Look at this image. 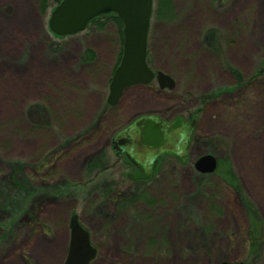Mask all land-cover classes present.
<instances>
[{"label": "rangeland", "instance_id": "rangeland-1", "mask_svg": "<svg viewBox=\"0 0 264 264\" xmlns=\"http://www.w3.org/2000/svg\"><path fill=\"white\" fill-rule=\"evenodd\" d=\"M171 1L154 19L153 0L146 59L174 88L131 86L111 107L116 24L57 37L56 0H0V264H63L72 214L90 264H264V0ZM143 114L195 119L194 134L183 162L133 180L111 140Z\"/></svg>", "mask_w": 264, "mask_h": 264}, {"label": "water", "instance_id": "water-1", "mask_svg": "<svg viewBox=\"0 0 264 264\" xmlns=\"http://www.w3.org/2000/svg\"><path fill=\"white\" fill-rule=\"evenodd\" d=\"M152 9L153 0H61L49 15L48 29L57 37L77 34L83 31L92 19L105 13H113L120 20L123 39L122 55L109 83L106 99L108 106L116 105L122 92L131 86L147 85L152 81H156L160 89L174 88V80L169 75L154 72L147 64V36ZM131 126V128L126 127L114 136L112 140L113 149L120 152V147H124L129 149L132 154V147H135V145L144 149L149 148L153 151V159L151 172L145 174L134 158L127 155L130 161L139 169L137 174H127L128 178L133 180L149 179L154 174L155 166L162 154H172L183 162L182 157L194 127L193 121L187 125L184 139L172 151L164 147H168L169 144L174 142L173 139H169L173 131H176L178 137V130L182 126L181 118H175L173 121L166 123L153 116H141ZM133 131L136 135L135 137L131 136L130 143L128 136L126 138L123 136L132 134ZM121 137L123 139H120ZM216 164L214 156L203 155L195 161L194 168L199 173L211 174L215 171ZM95 255L96 249L90 242L88 231L78 222L77 216L72 214L69 222L67 253L63 264H90ZM218 264L243 263L221 262Z\"/></svg>", "mask_w": 264, "mask_h": 264}, {"label": "flooded vegetation", "instance_id": "flooded-vegetation-1", "mask_svg": "<svg viewBox=\"0 0 264 264\" xmlns=\"http://www.w3.org/2000/svg\"><path fill=\"white\" fill-rule=\"evenodd\" d=\"M141 116H151V117L153 116V117H156V116L151 115V114L139 115V117H141ZM137 118H138V116H136L133 120H131L123 129H125L126 127H130L131 128L132 127L131 126L132 123H134V121ZM156 118H159V117H156ZM159 119H161V118H159ZM161 120H163V119H161ZM173 120H171V121H173ZM181 120H182V126L178 130V137H177L176 131H173L170 134L169 139H173L174 142L169 144L168 147H164V148H167L170 151H172L175 147H177L178 143L181 142L184 139L185 131L188 128L187 125H189L192 121L194 122V125H195V119H191L189 122H188V120H185L184 118H181ZM163 121L166 122V123L171 122V121H165V120H163ZM193 134H194V127H193V130H192L191 135L189 137V142L192 140ZM135 135H136V133H135V131H133L132 134H129V135H126V136H123V137L126 138L128 136V138L130 139V143H131V136L135 137ZM123 137H121L120 139H123ZM176 137H177V139L175 140ZM112 140H111V147H112ZM189 142H188V144H189ZM132 143H133V141H132ZM126 145L129 146L130 144H126ZM120 148H121V151L120 152H116L113 149V147H112L113 153L116 154V155L124 156V158L126 159L128 164L132 166L133 173H131V174H137L139 172V169L137 168L138 166H136L133 162L130 161V159L128 158L129 155H131L134 158L135 162H137V164H139L142 167V169L144 170L145 174H149L151 172L150 168H151V162H152V159H153V157H152V152L153 151L152 150H150L149 148H145L144 149V148H141L140 146H136L135 145V147L134 146L132 147V154H131V151L129 149H126L124 147H120ZM168 155H172V154H162L159 157V159L157 161V164L155 166V172L150 178H152V177H154L156 175V168H157V165L160 162L161 158L164 157V156H168ZM216 162H217V159H216ZM216 167H217V164H216ZM128 174H130V173H128ZM126 177H127V175H126ZM149 179H147V180H149Z\"/></svg>", "mask_w": 264, "mask_h": 264}, {"label": "trees", "instance_id": "trees-1", "mask_svg": "<svg viewBox=\"0 0 264 264\" xmlns=\"http://www.w3.org/2000/svg\"><path fill=\"white\" fill-rule=\"evenodd\" d=\"M60 1L61 0H56V4L58 5L60 3ZM47 2H48V0H39V7L42 11H45V9H47V6H46ZM172 9H173V3L171 0H155V6H154V10H153L154 16L153 17H154V19H163V18L168 19L169 17H171L170 13H171ZM151 18H152V15H151ZM109 21L113 22L114 24L117 25L118 34L120 36V39H122V24H121L120 20L118 19V17L113 13L102 14V15L92 19L88 23V25L93 24L96 27L102 28L105 25V23H107Z\"/></svg>", "mask_w": 264, "mask_h": 264}]
</instances>
